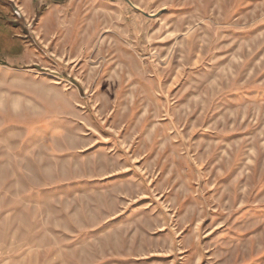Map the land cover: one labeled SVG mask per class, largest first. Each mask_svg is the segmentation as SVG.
<instances>
[{
	"label": "rangeland",
	"instance_id": "374dc122",
	"mask_svg": "<svg viewBox=\"0 0 264 264\" xmlns=\"http://www.w3.org/2000/svg\"><path fill=\"white\" fill-rule=\"evenodd\" d=\"M0 264H264V0H0Z\"/></svg>",
	"mask_w": 264,
	"mask_h": 264
}]
</instances>
